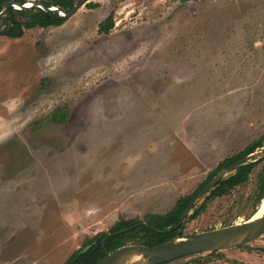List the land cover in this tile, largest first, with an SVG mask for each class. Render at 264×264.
Segmentation results:
<instances>
[{"label": "rangeland", "instance_id": "rangeland-1", "mask_svg": "<svg viewBox=\"0 0 264 264\" xmlns=\"http://www.w3.org/2000/svg\"><path fill=\"white\" fill-rule=\"evenodd\" d=\"M263 134L264 0H85L61 24L0 34V264H61ZM261 166L183 235L248 218ZM216 251L163 264H264V232Z\"/></svg>", "mask_w": 264, "mask_h": 264}, {"label": "trees", "instance_id": "trees-1", "mask_svg": "<svg viewBox=\"0 0 264 264\" xmlns=\"http://www.w3.org/2000/svg\"><path fill=\"white\" fill-rule=\"evenodd\" d=\"M15 1L20 4L25 3L24 0ZM38 1L46 7L53 5L61 6L66 11H69L75 4V0ZM2 2L3 0H0V10L2 9ZM95 4L96 3L88 2V5L90 6ZM18 15L26 17L19 18ZM65 18L66 16L58 15L56 10H45L37 5H30L28 7H14L11 5L7 8L6 12L0 16V34L17 37L23 33V29L25 28H30L36 25H58L61 24ZM113 23V15L110 12L98 22L97 31L99 33H108L113 27ZM65 116L66 111L60 107H56L52 112V118L57 121L63 120ZM263 140L264 134L254 139L238 152L220 160L215 167L208 171L205 178L198 183L196 188L187 194L179 196L175 200L173 206L166 212H146L143 218H125L119 216L106 230L98 231L92 236L85 238L82 245L72 251L61 264H94L108 251H112L122 244L142 243L150 246L173 238L178 233V226H176V223L191 197L200 190V188H202L220 168L254 151L262 144ZM260 161H262V166L259 171L260 180L256 191V203L252 208L251 215L256 210L257 205L264 195V155L255 160L240 164L232 172L220 178L203 196L200 202L194 203L187 216V220L198 216L204 209V204L208 199L221 196L229 192L230 189L246 181L252 169ZM179 235H183L182 230ZM87 244H90L89 247L86 250H82ZM214 252L217 251L207 252V255ZM168 262L169 261H165L158 264ZM195 264H201L200 258L196 260Z\"/></svg>", "mask_w": 264, "mask_h": 264}, {"label": "water", "instance_id": "water-1", "mask_svg": "<svg viewBox=\"0 0 264 264\" xmlns=\"http://www.w3.org/2000/svg\"><path fill=\"white\" fill-rule=\"evenodd\" d=\"M84 1L85 0H79L69 11H66L64 8L58 5L46 7L38 0L31 1L30 5H37L45 10H56L58 15L68 16L74 12ZM14 4L18 5L14 7L30 6L20 4L15 0H4L2 2V9L0 10V16L6 12L9 6H13ZM263 155L264 152L259 154L252 151L220 168L216 174L191 197L178 222L176 223V226H178V233L173 238L150 246L142 243L122 244L112 251H108L94 264H158L193 253L211 252L237 247L255 240L264 232V212L260 216L253 218V214L255 213L254 211L248 218L241 222L182 236L179 234L183 229V226L187 220V216L194 203L199 198L203 197L220 178L233 171L240 164L255 160L257 157ZM89 245L90 244L85 245L82 250H86ZM133 254L140 255L141 259L128 261V258Z\"/></svg>", "mask_w": 264, "mask_h": 264}, {"label": "bare ground", "instance_id": "bare-ground-1", "mask_svg": "<svg viewBox=\"0 0 264 264\" xmlns=\"http://www.w3.org/2000/svg\"><path fill=\"white\" fill-rule=\"evenodd\" d=\"M30 4H31L30 1H27V2L24 3V5H26V6H28ZM15 6H18V5L15 4ZM260 202H259L258 206L256 207L255 213L253 214V218H256V217L260 216L264 212V195H263L262 199L260 200ZM139 259H141L140 255L133 254L132 256H130L128 258V261H134V260H139Z\"/></svg>", "mask_w": 264, "mask_h": 264}, {"label": "flooded vegetation", "instance_id": "flooded-vegetation-1", "mask_svg": "<svg viewBox=\"0 0 264 264\" xmlns=\"http://www.w3.org/2000/svg\"><path fill=\"white\" fill-rule=\"evenodd\" d=\"M258 206V205H257Z\"/></svg>", "mask_w": 264, "mask_h": 264}]
</instances>
